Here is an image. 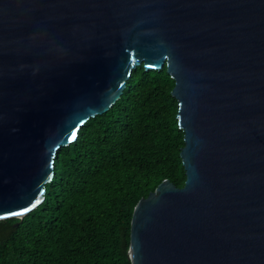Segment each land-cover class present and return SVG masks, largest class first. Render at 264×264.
<instances>
[{"label":"water","instance_id":"obj_1","mask_svg":"<svg viewBox=\"0 0 264 264\" xmlns=\"http://www.w3.org/2000/svg\"><path fill=\"white\" fill-rule=\"evenodd\" d=\"M141 65L174 81L185 182L136 204L131 264H264V0H0V221Z\"/></svg>","mask_w":264,"mask_h":264},{"label":"trees","instance_id":"obj_2","mask_svg":"<svg viewBox=\"0 0 264 264\" xmlns=\"http://www.w3.org/2000/svg\"><path fill=\"white\" fill-rule=\"evenodd\" d=\"M173 87L166 67L131 72L120 99L56 151L43 202L0 221V264H131L136 204L165 179L185 182Z\"/></svg>","mask_w":264,"mask_h":264},{"label":"snow or ice","instance_id":"obj_3","mask_svg":"<svg viewBox=\"0 0 264 264\" xmlns=\"http://www.w3.org/2000/svg\"><path fill=\"white\" fill-rule=\"evenodd\" d=\"M0 210H2V209H0ZM9 211H11V210H9Z\"/></svg>","mask_w":264,"mask_h":264}]
</instances>
